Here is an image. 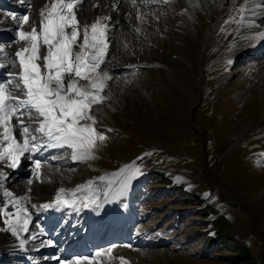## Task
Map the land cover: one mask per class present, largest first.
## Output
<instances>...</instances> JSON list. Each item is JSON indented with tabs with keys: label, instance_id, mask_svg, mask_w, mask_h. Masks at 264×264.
<instances>
[{
	"label": "rangeland",
	"instance_id": "1",
	"mask_svg": "<svg viewBox=\"0 0 264 264\" xmlns=\"http://www.w3.org/2000/svg\"><path fill=\"white\" fill-rule=\"evenodd\" d=\"M108 1H94L96 14ZM112 1L120 15L108 60L114 76L95 112L107 139L96 159L74 161L71 150L60 149L50 167L43 163V182L18 181L50 195L60 183L73 188L134 163L141 174L124 192L116 186L123 176L97 188L102 205L127 199L141 264H264V41L230 55L248 28L250 0H221L219 16L191 10L185 0ZM38 2L30 0L29 11H38ZM29 198L37 204L39 197Z\"/></svg>",
	"mask_w": 264,
	"mask_h": 264
},
{
	"label": "snow or ice",
	"instance_id": "2",
	"mask_svg": "<svg viewBox=\"0 0 264 264\" xmlns=\"http://www.w3.org/2000/svg\"><path fill=\"white\" fill-rule=\"evenodd\" d=\"M83 3L84 0H49L40 10L38 21L30 23L28 15L19 20L16 43L20 47L12 58L0 63V69L11 65L18 70L0 82V164L8 168H18L26 153H38L44 147L71 150L70 158L74 161L96 159L98 145L107 139L96 127L95 112L108 99L105 89L112 79L102 68L109 48L107 21L110 17L101 16L91 23L79 20L77 13ZM245 11L247 5L239 9L241 14ZM243 22L241 15L239 23ZM0 54L9 56L3 46ZM34 164L39 177L41 162L37 159ZM140 174L133 163L113 176H123L126 186L127 181ZM6 176L0 171V180ZM84 187L90 189L92 182L79 186L72 196ZM4 195L10 197L9 203L15 208L12 213L7 207H0L4 223L8 225L6 231L19 237L29 231L31 214L24 206V200L29 198H12L8 191ZM65 195L66 190L60 188L55 201L41 207H73ZM26 242L21 239L20 246ZM112 250L110 247L95 252L91 258L77 256L60 264H102L105 258L114 259ZM119 259L121 264H127L123 258Z\"/></svg>",
	"mask_w": 264,
	"mask_h": 264
},
{
	"label": "bare ground",
	"instance_id": "3",
	"mask_svg": "<svg viewBox=\"0 0 264 264\" xmlns=\"http://www.w3.org/2000/svg\"><path fill=\"white\" fill-rule=\"evenodd\" d=\"M27 1L28 0H0V3L3 4L2 6L0 5V46H3L7 53H9L10 49L12 51L14 50L13 45L17 46L16 50H18L20 47V44L16 43L15 40L16 31H18L20 27L19 24L20 18L24 15H28L30 17V23L32 21H38L40 10L46 3L49 2V0H39L38 11L35 12L29 11L25 14H22L21 10L30 4V1L29 4L27 3ZM94 1L95 0H89L84 2L80 8L79 16L77 18L83 21L81 19L82 16V18L87 20L88 23H91L93 20L95 21L98 17L105 15L109 16L110 19L107 21L109 25V31L107 35L111 48L113 45L112 32L115 31L114 27L117 26L118 23L120 22L118 18L120 15L119 14H118L119 16L117 15L118 11L116 8V4H114L112 0L105 2L104 4H101L99 6L101 13L96 14V11L93 9ZM128 1L133 5V0H128ZM185 1L187 3V7L191 10H194L196 7L202 6L207 8L208 10H213L214 12H216L217 16H219V14L223 11L221 0H185ZM249 2H250L249 14L247 15V18L245 20V24L248 28L242 30L243 36L240 38V43L237 44L236 41L234 42V45L230 50V55L233 54L236 55L238 52H243V50L248 45L255 46L257 42L264 41V0H250ZM7 3H9V5ZM36 7L37 6H35V8ZM33 9L34 8L32 7V10ZM129 9L125 7V10H129ZM13 16H15L16 19H13L12 18ZM185 18H186V14L185 11H183L182 14H180V20L181 19L183 20ZM24 27L25 29H27V25H25ZM248 33H250V35L253 36V39H255V41L250 42L249 40H247V36L249 35ZM245 34L248 35L246 36ZM208 36H209V31L207 32L205 39ZM245 42H248V44H245ZM201 43L203 44L204 41L202 40ZM8 59L9 56L5 57L2 54H0V63H4ZM107 64L108 66L107 67L105 66L104 70L108 71L109 74L112 76L113 75L112 69L114 67L111 66L109 68L110 61ZM10 66L11 65H6L4 69H0V81L2 80V78H6V79L7 77L9 78V73L16 72L14 68ZM8 67L9 70L6 71L5 69ZM115 79L119 82V80L116 77ZM108 85H110L109 81H108ZM25 155H27V158L31 160V163H26V165L30 166V167L27 166L26 172L20 170V166L16 169H11L8 168L5 164H0L3 168L1 169L3 172L5 173L9 172L6 173L7 176L9 175L8 177L6 176V179L0 180V207H5L4 203L7 202V200L4 201L5 196L2 195V193H4L5 191H15L16 192L15 195H19L20 197L19 199L29 198V195L30 196L36 195V197H39L37 200L38 207H33V205H35V202L33 200L34 198L32 199L29 198L24 200V206L28 208V212L31 214L29 231L27 233L22 232L19 237L13 236L10 231H6L8 225L4 223V220L2 221L4 228L2 229L3 238L1 240L2 245L0 247V250L1 252L4 253V255L7 258L13 259V256H15L17 253L18 254L24 253V256L29 257L28 260H33L32 264H58V260L56 259V257L68 256L69 259H72L77 256L81 257L84 255L91 258L92 256H94L95 252L103 251L111 247L113 249L111 255L114 258H117L118 259L117 261H120L119 258H123V260L126 261L127 264H141L143 262V253H141V251L137 250L134 246L129 245V243L127 242H123L121 245L118 243L119 240H122V238L127 239V237L124 234L118 235L116 237L111 235L102 240L97 239L98 238V235H96L97 233H91L88 236L85 235L82 236L81 233L85 229L82 224H74L73 221L70 224L62 223V220L59 217H54L53 219H49L48 214L50 213L51 208L44 209L43 207H41L42 205L49 203L48 199H50V201L54 199L60 188H64L66 190L65 199L68 200L70 203L76 201L75 207H69L67 205H63L66 206L70 211L77 212L78 210H82L83 214L89 215L90 212L88 211V206L84 207L83 205L85 203H88V199L91 198L92 200L96 201L95 202L96 204L92 209V213L96 215L97 218H99L100 220L131 221L132 214L129 213L125 214L124 212L128 203L125 197H121L118 199L117 208L113 207L110 209H105V208H100L99 206L102 194L98 190L97 186L99 185L98 181L101 180L100 177H106L107 179H105V181L107 180L110 181L112 186H114V184L116 183L115 180L118 178V176L114 177L113 174L117 172H111L109 170H105L102 175L92 176L86 182L80 183L79 186H86L89 184V182H92V187L90 188L89 196L87 197V199H85L84 196L81 194L83 189L87 187H84L82 190L77 191L75 193V196L73 197L72 192L76 190L79 186L70 188L69 185H65L61 183L60 185L57 186V189L53 191L52 194L48 195L45 194V192H41L42 189L40 185H37L36 187L35 185L31 186L30 183L32 184V182L30 180L25 182L22 180L21 181L18 180L20 179L19 178L20 176L21 177L29 176L32 177L33 179L36 177L35 172L31 167L32 166L31 164L35 159H40V158L44 159L45 160L44 164L46 165V168H48L47 165L50 167L52 163L51 160H57V159L56 158L53 159V157H55L54 155H47V157L44 156V151H42V149L38 153H33V154L26 153ZM23 158L24 157H22L21 160ZM22 164L23 163L21 162L20 165ZM44 169L42 170L41 168L43 172H45ZM138 177L139 175L136 176L135 178ZM41 179L42 178L40 177L39 180ZM134 179H132L130 183H126V186L125 184L122 185V181L118 182L116 186L118 188H121V192H124L126 189L132 186V181ZM118 208H123L122 212H119ZM44 215L46 216L45 219H43ZM33 236H35L36 239H32ZM21 239L27 241L23 247L20 246ZM48 241H51L52 243L48 244ZM4 246L7 247L9 246V248ZM84 252L85 253L88 252V255H85ZM26 264L29 263L27 262ZM102 264H111V263H109V261L104 260Z\"/></svg>",
	"mask_w": 264,
	"mask_h": 264
},
{
	"label": "trees",
	"instance_id": "4",
	"mask_svg": "<svg viewBox=\"0 0 264 264\" xmlns=\"http://www.w3.org/2000/svg\"><path fill=\"white\" fill-rule=\"evenodd\" d=\"M217 244H219V241H215V242H212V245L210 246L211 248H213L214 246H216ZM214 252V251H213ZM215 256V255H213Z\"/></svg>",
	"mask_w": 264,
	"mask_h": 264
}]
</instances>
